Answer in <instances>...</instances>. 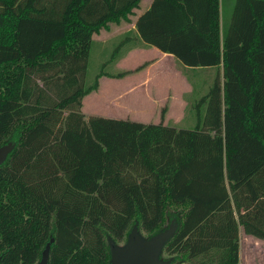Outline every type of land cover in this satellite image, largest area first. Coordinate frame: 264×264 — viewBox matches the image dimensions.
Segmentation results:
<instances>
[{
	"label": "trees",
	"instance_id": "16d2710c",
	"mask_svg": "<svg viewBox=\"0 0 264 264\" xmlns=\"http://www.w3.org/2000/svg\"><path fill=\"white\" fill-rule=\"evenodd\" d=\"M140 0H0V264H109L133 224H170L173 264H239V228L264 239V0H152L136 20L145 43L187 66H214L192 123L81 109L90 35ZM87 39V50L77 49ZM145 64L142 63L136 68ZM135 68V69H136ZM187 115V116H188Z\"/></svg>",
	"mask_w": 264,
	"mask_h": 264
},
{
	"label": "crops",
	"instance_id": "0c3cea01",
	"mask_svg": "<svg viewBox=\"0 0 264 264\" xmlns=\"http://www.w3.org/2000/svg\"><path fill=\"white\" fill-rule=\"evenodd\" d=\"M226 1L234 3L235 0H219L220 20L222 21L226 20L224 14L227 13V9L229 10ZM151 2L152 0H140L138 7L134 9V13L130 14L128 19L109 22L108 28H102L99 32L93 33L92 41L100 40L102 43L109 40H117L118 43L121 37L127 35L125 41L118 48V54L110 62L112 70L110 69L108 72L115 73L123 69L133 70L123 76L101 75L98 87L82 98L81 109L83 112H85L83 109L86 105L88 106L86 108L96 111L85 112L86 114L157 122L160 120V116L158 117L156 114L159 102L167 101L163 123L177 126L185 114L187 100L194 99L205 92L212 82V76L197 75V70H212L215 69L214 66L184 65L174 54L145 43L139 37L136 20L141 13L149 8ZM230 10L232 11L231 8ZM144 62L143 66L136 68ZM91 98L95 101L102 100V106L98 104L89 107L92 105ZM241 228L242 226L239 228V235ZM247 234L264 244V239L250 233ZM239 264H250L249 261H244L241 255L240 239Z\"/></svg>",
	"mask_w": 264,
	"mask_h": 264
},
{
	"label": "rangeland",
	"instance_id": "374dc122",
	"mask_svg": "<svg viewBox=\"0 0 264 264\" xmlns=\"http://www.w3.org/2000/svg\"><path fill=\"white\" fill-rule=\"evenodd\" d=\"M226 4L229 7V10L228 9L226 10L227 13L224 14V18L227 20L231 16L230 8L231 9L233 8L234 3L233 2L230 3L228 1H226ZM224 10H225V8H224ZM93 37H94V35L91 34L89 47L87 46L88 40L86 38L83 39L84 41H81L79 44L76 43L77 49L87 50V47H88V66H87L86 76H85V81L87 83H90L92 81L95 73L102 68V64L110 57V54L113 52V49L117 44V42H116L117 40H109V41L104 42V43L100 42V40L92 41ZM103 69L106 71H109L110 69L112 70V66H111L110 61H108L104 65ZM197 72H198L197 75L203 76L206 74L207 76L210 75L213 77V75L215 73V69L197 70ZM92 100L93 99L91 98L90 102L92 103V105H89V107H91L93 105L97 106L98 104H99V106H102V100H100V101H98V100L95 101V99L93 101ZM191 101H192V99L187 100L185 114L181 118V120L177 123L178 124L177 126H188L192 123V118L190 115H188V112H190L188 107H189V103ZM159 103H160V105L156 109V114L158 115V117L160 116V111H161V108L163 106H165L167 109V101H160ZM86 107H88V106L86 105ZM86 107H84V109H83L85 112H96V111L90 110L89 108H86ZM85 112H84V114L87 117L89 114H86ZM135 225L136 224H133L130 227V229L127 231L125 237L122 240L115 241V243L118 246H123L127 242L128 238H129L130 231ZM136 228H137V231L142 238H149L150 236H152V235H148L143 230L139 229L137 225H136ZM240 231H241L240 232V250H241V255H242L244 261L245 260L247 262L249 261L250 264H264V244H262L258 240L253 239L250 235L245 233L242 228ZM158 259L169 260V264H173V261H174L173 254L168 253L166 250H164L163 247L161 248V251L158 255ZM176 264H195V263L189 262V261H184V262L176 263Z\"/></svg>",
	"mask_w": 264,
	"mask_h": 264
},
{
	"label": "water",
	"instance_id": "95a60500",
	"mask_svg": "<svg viewBox=\"0 0 264 264\" xmlns=\"http://www.w3.org/2000/svg\"><path fill=\"white\" fill-rule=\"evenodd\" d=\"M10 149V142L0 145V163L5 159ZM173 231L174 226L170 224L167 228L158 231L149 238H142L135 225L131 229L129 238L123 246H118L109 237L108 243L111 253L109 264H169V260H160L158 259V255ZM49 248L50 243L48 242L36 264H47Z\"/></svg>",
	"mask_w": 264,
	"mask_h": 264
}]
</instances>
